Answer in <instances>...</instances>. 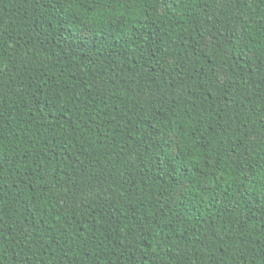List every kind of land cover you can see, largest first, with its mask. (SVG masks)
I'll return each mask as SVG.
<instances>
[{"label":"trees","instance_id":"1","mask_svg":"<svg viewBox=\"0 0 264 264\" xmlns=\"http://www.w3.org/2000/svg\"><path fill=\"white\" fill-rule=\"evenodd\" d=\"M261 17L0 0V264H264Z\"/></svg>","mask_w":264,"mask_h":264},{"label":"snow or ice","instance_id":"2","mask_svg":"<svg viewBox=\"0 0 264 264\" xmlns=\"http://www.w3.org/2000/svg\"><path fill=\"white\" fill-rule=\"evenodd\" d=\"M109 2H114V0H99V3L103 5H107ZM80 3V0H68L69 7L76 6ZM123 15V13H121ZM261 20H264V17L260 18Z\"/></svg>","mask_w":264,"mask_h":264}]
</instances>
